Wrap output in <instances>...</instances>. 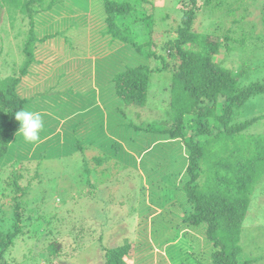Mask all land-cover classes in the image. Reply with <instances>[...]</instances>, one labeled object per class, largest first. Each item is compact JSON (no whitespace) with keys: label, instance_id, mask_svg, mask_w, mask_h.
I'll list each match as a JSON object with an SVG mask.
<instances>
[{"label":"trees","instance_id":"trees-1","mask_svg":"<svg viewBox=\"0 0 264 264\" xmlns=\"http://www.w3.org/2000/svg\"><path fill=\"white\" fill-rule=\"evenodd\" d=\"M60 1L64 0H0V10L6 7L12 27L19 15L27 19L29 26L15 47L10 41L8 46L0 43V172L10 173L9 179L8 175L7 179L0 176L1 199H7L14 192L21 195L27 192L33 180L21 185L19 178L23 174L20 171L28 169L33 161L38 166L42 157H60L59 150L67 155L84 147L85 143L97 148L107 146L110 140L112 147L120 144L108 133L109 125L103 123L101 126L94 118V125H90L85 134L79 132L82 136L77 139L69 138L68 133L69 130L71 133L77 132V123L65 121L62 125L67 126L66 132L58 131L53 136L57 144L60 138L63 143L58 150L52 146L49 153L42 148L37 152L26 150L24 154L17 151L16 137L20 135V122L15 119V113L39 110V102L32 101L28 95L33 88L22 85L23 75L32 72L35 64H45L42 58L38 59L36 51L38 44L50 35H39L38 14L51 10ZM81 1L90 7L92 4L100 12L106 23L104 33L111 36V41L117 40L134 47L133 54L128 55V60L122 59L120 66L107 65L114 72L110 73L109 78L103 73L105 77L99 80L101 90L98 98L107 106L108 120H120L126 138H132L131 141L138 139L141 146L146 143L147 150L158 153L152 159L162 170H157L158 178L152 174H149L150 179L149 175L147 177L149 197L155 205L153 208L169 205L170 211L173 210L190 227L199 226L202 229L206 241L210 243L208 258L200 259L202 246H199L197 256L186 253L185 258L191 257L197 264H239L243 250L241 236L251 196L264 177V133L251 131L254 124L264 118V113L247 115L242 108L252 96L264 94V55L260 60L244 58L240 71L223 64L218 55L236 50L238 42L243 47L248 46L251 37H234L232 33L237 34V27L228 28L222 35L214 31L194 30L196 0H192L190 9L183 13L176 27L175 38H170L161 48L151 36L144 42H138L130 26L122 28L119 16L137 14L132 1ZM212 1L205 0V4L216 9L228 0ZM232 3L230 0L228 4ZM229 11L234 13L232 9ZM142 19L147 24L154 21L153 14L145 15ZM258 40H255V44H258ZM166 48L167 51L163 52ZM152 58L156 60L154 65L151 64ZM7 70L9 72L5 74ZM167 71L170 72L168 76L159 75ZM64 72L58 67L56 72L45 77L44 85L50 93H54L53 85L64 80ZM257 72H263L262 77L254 78ZM247 75L249 82H242L240 78L245 79ZM39 97L44 99L41 95ZM47 101L56 99L48 97ZM74 107L76 105L68 109L72 111ZM132 109L134 116L130 113ZM144 109L153 114L151 120L144 118ZM99 111H102L101 108ZM59 112L52 110L51 113L56 115L50 114L49 118L57 121ZM36 114L42 117V122L50 124L46 113L39 111ZM84 117L87 118L86 115ZM60 124L61 121H58L52 128L43 126V131H47V134L53 132ZM111 132L114 133L112 129ZM126 138L123 139L128 144L130 140ZM28 158L25 164L23 160ZM18 160L20 167L16 169ZM37 175L34 173L33 179ZM13 200L11 225L7 229H0V264H9L4 254L11 251L18 237L29 232V227L24 231L25 218L22 214L30 202L27 199L17 200V195ZM1 202L2 205L8 203ZM1 216L9 221L6 214L2 213ZM130 249L129 242L107 248L105 264H125L124 257ZM78 251L77 247H72L69 253L73 256ZM61 252L62 248L48 241L47 249L41 255L48 263L52 264L53 260L59 264L60 258H70L62 256ZM175 258V263L178 260L179 264L184 263V259ZM142 262L145 263L139 261L140 264Z\"/></svg>","mask_w":264,"mask_h":264},{"label":"rangeland","instance_id":"rangeland-1","mask_svg":"<svg viewBox=\"0 0 264 264\" xmlns=\"http://www.w3.org/2000/svg\"><path fill=\"white\" fill-rule=\"evenodd\" d=\"M130 1L136 7L137 14L119 16L122 28L130 26L138 42H144L151 36L161 45L160 48L170 38H175L176 27L181 22L183 13L193 4L192 0ZM231 1L232 4H228V0L223 6L212 9L205 4V0H196L193 29L199 32L214 31L222 35L228 28L237 27V34L232 33L234 37H251V44L248 46L243 47L238 42L236 50L217 56L227 67L240 71L244 58L260 60L264 55V0ZM91 7L84 5L81 0H64L51 10L39 12V35H50L47 40L38 44L36 51L38 59L42 58L45 64H35L32 72L23 75L22 85L32 87L26 93L32 97V101L39 102V110L32 112L40 111L48 116L50 124L43 121V126L52 128L58 121L61 124L48 134L42 127L37 141H26L20 133L16 137L17 151L24 154L26 150L37 152L42 148L48 152L52 146L58 150L63 143L60 138L57 144L53 136L58 131L63 134L66 132L67 126L62 125L65 121L77 123V132L68 131L69 138L77 139L82 136L81 133L89 131L90 125H94V118L101 126L103 123L109 125L106 126L110 130L108 133L120 144L112 147L110 140L107 146L97 148L85 143L84 147L70 154L66 155L59 150L60 157H42L38 166L33 161L28 169H21L23 175L19 178L20 184L33 180L32 184L24 195L14 192L7 199L0 198V229L10 227L15 202L13 197L17 195V200L27 199L30 202L22 214L25 218L24 231L29 227V232L17 238L11 251L4 254L5 259L9 264H36L38 260L37 264H50L41 255L50 241L57 248H62V256H70L60 258L59 264H105L107 248L129 242L131 249L124 257L125 264H140L139 261H145L142 264H179V260L174 262L175 257L184 259L181 264H197L191 257L188 259L184 255L192 253L197 256L199 246H202L204 258L200 259L208 258L210 243L206 241L202 229L199 226L190 227L173 210L170 211L169 205L153 208L155 205L149 197L147 177L152 174L158 178L157 170H162L152 159L158 153L147 150L146 143L141 146L138 139L131 141L132 138H126L127 135L121 130L120 120L110 122L107 106L98 98L101 90L99 80L105 77L103 73L109 78L110 73L114 72L107 65L120 66L122 59L128 60V55L133 54L134 47L130 44L123 45L117 40L111 41V36L104 33L105 20L92 4ZM0 11V43L4 42L8 46L10 41L15 47L28 29V21L19 15L12 27L6 7ZM148 14H153L154 17L151 24L142 19ZM61 33L63 34L59 35ZM256 39H259L258 44H255ZM166 51L167 48L163 49V52ZM155 62L152 58L151 64L154 65ZM58 67L65 71L62 73L64 80L53 85L54 93H50L44 85V79L56 72ZM7 72L9 71H4L5 74ZM169 73L167 71L159 75L164 74L166 77ZM262 75L263 72H257L254 78ZM247 78L250 77L247 75L240 80L248 83ZM48 97H53L56 101H47ZM74 105L76 107L70 111L68 107ZM100 108L102 111H99ZM52 110H60L57 121L49 118L53 114ZM144 111V118L147 120L154 117L152 113ZM242 111L247 115L264 113V94L252 96ZM130 113L134 116L133 109ZM251 131L264 133V118L254 124ZM123 138L131 142L127 144ZM29 159H24L23 162L26 164ZM19 161L16 162V169L20 167ZM8 172H0V176L4 179L10 175ZM34 173L38 174L35 179ZM1 200L8 203L2 205ZM146 205L152 208L149 209ZM2 213L7 215L8 222L2 219ZM241 245L243 250L239 264H264V177L251 196ZM72 247L79 250L73 256L69 253ZM52 264L58 263L52 260Z\"/></svg>","mask_w":264,"mask_h":264},{"label":"clouds","instance_id":"clouds-1","mask_svg":"<svg viewBox=\"0 0 264 264\" xmlns=\"http://www.w3.org/2000/svg\"><path fill=\"white\" fill-rule=\"evenodd\" d=\"M15 119L20 122L19 132L26 141L39 139V130L43 127L39 114L21 110L15 113Z\"/></svg>","mask_w":264,"mask_h":264}]
</instances>
